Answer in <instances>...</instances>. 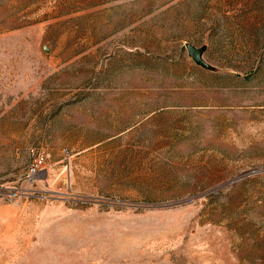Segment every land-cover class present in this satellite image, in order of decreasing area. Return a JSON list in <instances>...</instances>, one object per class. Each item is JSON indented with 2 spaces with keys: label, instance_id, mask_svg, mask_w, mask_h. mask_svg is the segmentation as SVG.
<instances>
[{
  "label": "rangeland",
  "instance_id": "374dc122",
  "mask_svg": "<svg viewBox=\"0 0 264 264\" xmlns=\"http://www.w3.org/2000/svg\"><path fill=\"white\" fill-rule=\"evenodd\" d=\"M0 264H264V0H0Z\"/></svg>",
  "mask_w": 264,
  "mask_h": 264
},
{
  "label": "water",
  "instance_id": "95a60500",
  "mask_svg": "<svg viewBox=\"0 0 264 264\" xmlns=\"http://www.w3.org/2000/svg\"><path fill=\"white\" fill-rule=\"evenodd\" d=\"M185 48L187 51V55L189 58L194 62L195 65L201 67L204 70H209V71H215L216 69L209 65L205 60H204V53L206 51V46H201V47H195L191 44H185ZM46 51V49H44Z\"/></svg>",
  "mask_w": 264,
  "mask_h": 264
}]
</instances>
